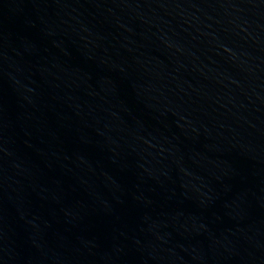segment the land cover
Masks as SVG:
<instances>
[{
    "label": "water",
    "instance_id": "obj_1",
    "mask_svg": "<svg viewBox=\"0 0 264 264\" xmlns=\"http://www.w3.org/2000/svg\"><path fill=\"white\" fill-rule=\"evenodd\" d=\"M0 264H264V0H0Z\"/></svg>",
    "mask_w": 264,
    "mask_h": 264
}]
</instances>
